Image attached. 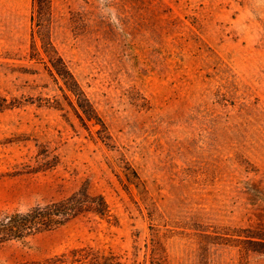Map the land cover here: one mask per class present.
Here are the masks:
<instances>
[{"label": "rangeland", "instance_id": "rangeland-1", "mask_svg": "<svg viewBox=\"0 0 264 264\" xmlns=\"http://www.w3.org/2000/svg\"><path fill=\"white\" fill-rule=\"evenodd\" d=\"M83 186L110 220L9 242L0 264H264V0H0V217Z\"/></svg>", "mask_w": 264, "mask_h": 264}, {"label": "trees", "instance_id": "trees-1", "mask_svg": "<svg viewBox=\"0 0 264 264\" xmlns=\"http://www.w3.org/2000/svg\"><path fill=\"white\" fill-rule=\"evenodd\" d=\"M36 1L41 10L49 8L51 2V0ZM51 62L57 75L77 97L78 106L86 118L96 119V123L102 122L75 79H71L73 76L62 59L51 57ZM87 214L110 220L111 210L104 196L92 195L89 187L83 186L62 200L37 204L25 212H15L0 217V247L12 241L26 242L42 233L60 229ZM40 264H121V261L113 252L106 254L93 247H83L56 255ZM156 264L159 263L156 261Z\"/></svg>", "mask_w": 264, "mask_h": 264}]
</instances>
